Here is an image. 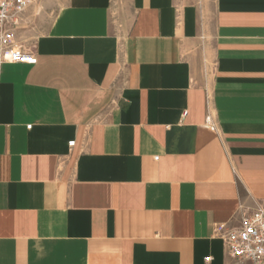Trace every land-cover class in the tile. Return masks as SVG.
Instances as JSON below:
<instances>
[{
    "label": "crops",
    "instance_id": "1",
    "mask_svg": "<svg viewBox=\"0 0 264 264\" xmlns=\"http://www.w3.org/2000/svg\"><path fill=\"white\" fill-rule=\"evenodd\" d=\"M15 33L0 264H242L216 227L264 208V0H34Z\"/></svg>",
    "mask_w": 264,
    "mask_h": 264
},
{
    "label": "built area",
    "instance_id": "2",
    "mask_svg": "<svg viewBox=\"0 0 264 264\" xmlns=\"http://www.w3.org/2000/svg\"><path fill=\"white\" fill-rule=\"evenodd\" d=\"M33 2L34 0H0V52L7 61H36L33 52L21 48L15 33L23 14ZM74 144L75 141H70V145ZM216 232L225 239L229 255L234 260L242 264H264V208L246 215L240 227L227 230L225 225H218Z\"/></svg>",
    "mask_w": 264,
    "mask_h": 264
}]
</instances>
